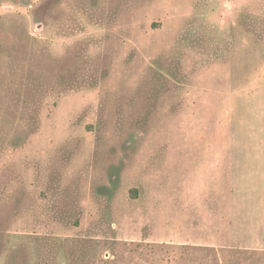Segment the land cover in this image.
Listing matches in <instances>:
<instances>
[{
    "label": "rangeland",
    "instance_id": "374dc122",
    "mask_svg": "<svg viewBox=\"0 0 264 264\" xmlns=\"http://www.w3.org/2000/svg\"><path fill=\"white\" fill-rule=\"evenodd\" d=\"M0 264H264V0H0Z\"/></svg>",
    "mask_w": 264,
    "mask_h": 264
}]
</instances>
